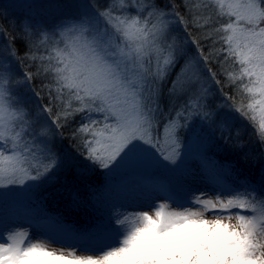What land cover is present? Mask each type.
I'll use <instances>...</instances> for the list:
<instances>
[{"label":"snow or ice","instance_id":"snow-or-ice-1","mask_svg":"<svg viewBox=\"0 0 264 264\" xmlns=\"http://www.w3.org/2000/svg\"><path fill=\"white\" fill-rule=\"evenodd\" d=\"M27 8L16 20L0 5L9 24L22 21L0 49V189L63 180L75 201L74 184L96 168L111 177L133 157L179 167L194 125L198 139L231 140L261 175L216 192L153 193L95 232L0 229V264H264V0H31ZM181 27L207 47L185 43ZM0 35H9L3 23ZM17 43L35 72L17 70ZM36 77L46 101L32 108L26 91L45 99ZM210 85L234 90L230 108L255 144L244 143V126ZM65 130L76 153L56 147Z\"/></svg>","mask_w":264,"mask_h":264},{"label":"trees","instance_id":"trees-1","mask_svg":"<svg viewBox=\"0 0 264 264\" xmlns=\"http://www.w3.org/2000/svg\"><path fill=\"white\" fill-rule=\"evenodd\" d=\"M21 18V17H20ZM13 19V18H12ZM11 17H8V20H12ZM8 20H5L4 17L0 16V23H3L7 28L9 35H1V42L7 44L13 36L19 37L20 32L19 28L21 23L9 24ZM186 39H199L202 47H207V43L204 39L200 38L196 32L193 31L191 27L188 28L187 33L183 31L181 33ZM209 44V42H208ZM16 47L20 52V61H17V69L20 72H35L36 65L34 63H29L23 57L24 48L17 43ZM191 48L195 49V45H191ZM213 68V71L219 73L218 67L213 63L210 65ZM227 67V65H225ZM178 69H176L177 71ZM223 84V77H219ZM43 77H36L33 81L34 91L40 93V96H45V90L42 88L41 80ZM165 85V89L167 88ZM215 86L214 95L217 98V102H224L223 111L226 113L227 110L230 115L237 118V124L243 125L242 136L244 138V143L249 146L255 144V139L252 135L253 128L248 124V121L243 120L239 117V113L232 112L230 105L233 103L232 100H229V96H235L234 90L230 87H223L221 92L220 85ZM26 98L29 101V106L35 108L37 102L45 103V99H39L36 96H33L31 92L26 91ZM237 103H239V97H236ZM228 113V114H229ZM80 122L79 116L71 121V128L78 126ZM199 127L194 125L193 130L186 131L183 137L184 140L189 138L194 139L199 145L196 147V155H192L190 158L197 160L198 167L204 174L210 175L211 173H219L218 176L226 178L227 183L238 185L239 182L244 184L246 183H255L259 180L261 175L260 167L261 165L258 162H253L250 158H245L243 154L237 150L236 146L232 143L231 140L225 142L220 139L219 132H216L215 138L212 140L208 139H198L197 132ZM71 131L65 130L64 136L61 139L60 137L56 138V147L57 149H63L65 152L71 151L76 153L77 145H75L70 139ZM204 149V152L199 153L200 149ZM82 159V157H81ZM133 159V158H132ZM161 173V175H160ZM155 174L159 175L156 176ZM148 177H139V178H128V176L120 177L119 182L112 181L113 175L108 176L107 171L103 169H93L87 172L86 179L77 182L74 184V187L79 189L80 197L79 199L73 201L69 197V189L65 186L64 181L60 180L55 183H44L43 181L37 182L35 187H28L24 191H20L21 187L13 186L7 189H0V197H9L7 201H0V218L9 210L13 208L19 209L20 206L15 205L17 199H27L24 200V205L21 206L24 209L23 214L32 219L39 218H53L58 222L71 224L76 226L78 229L87 230L88 226H95L97 222L94 214L97 213L96 207H102L101 211L104 208V204L108 202V206L115 207L114 199L118 194H122L130 187H146L152 188L158 183H166L167 181L171 182L174 178V173L171 172V169H162L160 172H157ZM171 179V180H170ZM168 183V182H167ZM4 193V194H3ZM16 209V210H17ZM92 231V229H91Z\"/></svg>","mask_w":264,"mask_h":264},{"label":"rangeland","instance_id":"rangeland-1","mask_svg":"<svg viewBox=\"0 0 264 264\" xmlns=\"http://www.w3.org/2000/svg\"><path fill=\"white\" fill-rule=\"evenodd\" d=\"M30 2L31 0H0V5L8 6L10 12L15 14V19L20 20V17H23L27 14V5ZM9 16L11 17V19L13 18L12 15ZM20 23H22V21H20ZM181 33H183L182 27L180 30L177 31L176 34L184 38L185 43H187L188 39H186V37H184ZM205 42L208 45L209 41L205 40ZM6 46L7 44H3L1 42L0 35V49ZM41 51H43V47H41ZM29 63L32 62L29 61ZM15 66L17 68V62L15 63ZM210 87L214 90L216 89L214 85H210ZM217 103L224 105V102L220 103L218 101ZM228 111L229 110H227L226 113H229ZM198 146L199 145L197 144V142L194 141V139L192 138L187 139L186 143L184 140V145L181 149L182 163L178 162V164L180 165L179 167H177L176 165H165L163 162L160 164H153L149 160L144 159L142 157H133V159L129 158L124 163H122L113 173L112 181L119 182L118 178H124L125 176H128V178L133 179L139 177H148L157 172H160L162 169L169 168L175 176L171 182L167 181L168 183H158V185L152 188H146L141 186L128 188L122 194H118L114 199L116 208L113 206L109 207L108 204L112 202H108L103 205L104 208L101 211L102 207H100L99 205V207H96L98 208L97 213L94 214V217H96L97 222L94 224L95 226L93 227H86L84 225L83 227H85V229L87 230H80L74 225L61 223L53 218H34L32 220H29L30 218L26 217L23 214L22 209L24 208L22 207L21 209V206L24 205L23 203L25 199H17V201H15V203L17 204L15 205L20 206V208L17 209V207L13 208L12 210H9L0 218V229L22 227L27 228L30 231V235L42 233L48 230L58 229H74L80 232H95L101 225L107 224L110 219L114 220L115 216L118 214L119 211H123L129 206H135L139 204L143 199L151 196L153 193H160L161 195H172L174 193L175 196L179 198L181 196H184L189 191L200 192L201 190L207 189L209 192H216L221 186L227 189L244 185V183L242 182H239L238 185L227 183L226 178L222 176H217V180L215 182L209 180V175L204 174L198 167L199 162L190 158L192 155L194 156L196 155V153H198L195 150ZM201 152H204L203 148L199 150V153ZM155 175L159 176L157 174ZM28 187L29 185L23 186L21 187L20 191H24ZM8 198L2 196V198L0 197V201L5 202ZM208 215L209 218H211V214ZM232 223H236L235 219L232 221Z\"/></svg>","mask_w":264,"mask_h":264}]
</instances>
